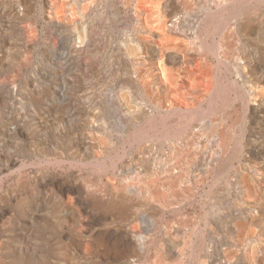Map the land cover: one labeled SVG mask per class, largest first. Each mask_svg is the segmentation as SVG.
Instances as JSON below:
<instances>
[{
  "label": "rangeland",
  "instance_id": "1",
  "mask_svg": "<svg viewBox=\"0 0 264 264\" xmlns=\"http://www.w3.org/2000/svg\"><path fill=\"white\" fill-rule=\"evenodd\" d=\"M3 1L0 264H264V0L217 33L226 0H63L61 22L59 0ZM166 171L154 215L134 184Z\"/></svg>",
  "mask_w": 264,
  "mask_h": 264
},
{
  "label": "bare ground",
  "instance_id": "2",
  "mask_svg": "<svg viewBox=\"0 0 264 264\" xmlns=\"http://www.w3.org/2000/svg\"><path fill=\"white\" fill-rule=\"evenodd\" d=\"M20 2V0H18ZM23 3H19L18 7H19V13L22 15V14H25L26 12V1L24 2V0H22ZM63 0H59V7L58 8V11H52L51 10V7H46L48 8L47 9V14H46V18L49 20V22H61L62 20H65V17H66V9H67V6H66V0H64L63 2H61ZM229 4L231 3L232 7H235V9H231L230 12L226 13V15L223 13V12H219V11H215V12H211L209 15H207L208 17H206V19L204 20V23L205 25H207V29H210V27L212 28V31L217 33L221 30L222 26H223V21L221 19H226L228 20L230 17H235V16H239L238 14H241L243 13L244 11V8L245 6H248V3L249 1H242V0H226ZM262 1V0H261ZM1 2H4L3 0H0V5L2 4ZM225 2V1H224ZM226 2V3H227ZM25 3V4H24ZM150 5V4H149ZM222 7V6H221ZM264 7V6H263ZM264 9V8H263ZM16 11V10H15ZM83 11V10H82ZM221 11V10H220ZM17 13V12H16ZM258 17V16H257ZM253 18V17H252ZM247 19V18H246ZM249 19V18H248ZM225 20V21H226ZM200 22V21H199ZM31 23V22H30ZM250 23V21H249ZM246 20V22L244 23L243 27H242V30L246 33H248L249 31H251V27H250V24H249ZM34 24V23H33ZM203 24V23H202ZM242 24V23H241ZM253 24V23H251ZM60 25V24H59ZM66 25V24H65ZM163 25H164V22H163ZM195 25V24H194ZM240 25V24H239ZM255 25V24H254ZM33 26V25H32ZM55 26V25H54ZM61 26V25H60ZM57 27V26H56ZM237 27V26H236ZM7 28V27H6ZM61 28V27H60ZM64 28V27H63ZM196 29V28H195ZM220 29V30H219ZM32 30V29H31ZM219 30V31H218ZM231 30V28H230ZM24 31V30H23ZM28 31V30H27ZM63 31V30H62ZM31 32V31H30ZM171 32V31H170ZM206 32V31H204ZM209 32V31H208ZM224 32V31H223ZM232 32V31H231ZM235 32V31H234ZM242 32V31H241ZM253 32V31H252ZM225 33V32H224ZM228 33V32H226ZM230 33V32H229ZM231 34V33H230ZM233 34V33H232ZM251 34V33H250ZM201 35V34H200ZM225 35V34H224ZM237 35V34H236ZM30 36V35H28ZM223 36V35H222ZM227 36V35H226ZM231 36V35H230ZM248 36V35H247ZM204 37V36H203ZM218 37V36H217ZM237 37V36H236ZM201 38V36H200ZM223 38V37H222ZM225 38V37H224ZM228 38H230L228 36ZM230 40V39H228ZM220 41V40H219ZM224 41V39H223ZM221 42V41H220ZM231 42V41H230ZM7 43V42H6ZM34 43V42H33ZM224 43V42H222ZM233 43V42H232ZM9 44V43H8ZM234 45V44H233ZM237 45V44H236ZM32 46V45H31ZM144 46V45H143ZM219 47V45H217ZM228 46V43L227 45ZM229 46H230V43H229ZM30 47V46H29ZM34 47V46H33ZM222 47V46H221ZM220 47V49H221ZM234 47V46H233ZM231 48V47H230ZM221 53V52H220ZM6 54V53H5ZM219 54V53H218ZM228 54V53H227ZM226 54V55H227ZM222 55V54H221ZM219 56V55H218ZM224 56V55H223ZM224 59V58H223ZM227 59V58H226ZM5 68V67H4ZM5 76V75H3ZM220 79V77L218 78ZM2 83V82H1ZM133 89V88H132ZM210 98V97H209ZM226 102V101H225ZM227 102H228V99H227ZM246 103V102H245ZM163 104V103H162ZM213 105V104H212ZM248 105V104H247ZM247 105H246V109H247ZM221 106V105H220ZM158 106H156L157 108ZM176 107V106H175ZM216 107V106H215ZM162 108V107H161ZM173 109V108H172ZM171 109V110H172ZM180 109V108H179ZM179 109H176L177 111H175L174 113L172 114H178V113H181V111ZM179 110V111H178ZM167 111V110H166ZM156 112V111H155ZM157 112H160V109H158ZM218 112V111H217ZM149 114H147L146 116H148ZM156 115V114H155ZM218 115V114H217ZM145 116V115H144ZM154 117V114L151 115V116H148V119H153ZM168 118L169 116H163L162 119H164L165 121H168ZM214 118V117H213ZM154 120V119H153ZM170 121V120H169ZM242 121V120H241ZM213 124V123H212ZM232 124V123H231ZM230 124V125H231ZM139 125V124H138ZM221 126V125H220ZM219 126V127H220ZM139 128V127H138ZM218 129V128H217ZM87 131V130H86ZM137 132V131H136ZM217 131L215 130V128L213 129V133H216ZM212 133V132H211ZM184 134V133H183ZM187 134V133H186ZM218 142H219V146L221 148V151L223 153V155L226 154V149L228 148V144H230V135L228 134V131L224 128V125H222V127H220L219 129V132H218ZM147 141V140H146ZM183 141V140H182ZM194 141V140H193ZM241 141V140H240ZM176 144V143H175ZM186 145V144H185ZM177 146V145H176ZM179 147V146H178ZM189 148V147H188ZM176 149V148H175ZM230 150V149H229ZM180 154V153H179ZM62 155V154H61ZM173 155V154H172ZM189 155V153H188ZM222 155V156H223ZM183 156H184V153H183ZM188 157V156H186ZM98 158V157H97ZM176 158V157H175ZM185 159V157H183ZM59 159V158H58ZM83 160V159H82ZM110 160V159H109ZM176 161V160H175ZM187 161V160H186ZM92 162V161H91ZM103 164V163H102ZM171 165V164H170ZM179 166V164H178ZM181 166V165H180ZM175 167V166H174ZM226 167V166H225ZM227 169V168H225ZM174 170V169H173ZM188 170V169H187ZM169 171H166V177H163L162 178H158L157 177H154L153 176H149V178L145 179V180H138L136 181V183L134 185H136V188H137V195L138 196H143L144 198H147V199H150V200H157L160 204L161 207H158L157 209H153V214L154 215H159V214H163L164 213V210L167 209V208H172L173 205L175 204V202H172L171 199H169V196L167 197V194H166V189H171L173 186H175V184H177V181H180L178 180V176L175 177L173 176V173L170 172V174L168 173ZM223 172V171H222ZM172 173V174H171ZM183 174V173H182ZM208 174V173H207ZM164 175V174H163ZM201 176V175H200ZM220 176V175H219ZM184 178V177H183ZM182 178V179H183ZM137 179V178H136ZM145 181V182H144ZM182 181V180H181ZM135 182V181H134ZM144 182V183H143ZM185 185V184H184ZM81 186V185H80ZM115 186V185H113ZM118 188H119V184L117 185ZM121 186V185H120ZM180 186V184H179ZM191 186V185H190ZM181 187V186H180ZM192 187V186H191ZM194 187V186H193ZM196 187V185H195ZM115 188V187H114ZM125 186H122L121 189H124ZM182 188V187H181ZM214 188V187H213ZM173 189V188H172ZM199 189V188H198ZM125 191V190H124ZM186 191V190H185ZM190 191V190H189ZM192 191V190H191ZM178 192V191H177ZM213 192V191H212ZM113 193V192H112ZM168 193V192H167ZM169 194V193H168ZM171 194V193H170ZM173 194V193H172ZM121 196L119 193L117 192H114L113 194V199L110 200L111 201V207L113 210H118V214H121V215H126V216H129L131 215V210H132V207H133V204H134V201L133 199H126L125 197H123V195L121 196V198L118 197ZM177 195V194H176ZM88 196V195H87ZM172 196V195H171ZM211 196V195H209ZM132 198V197H131ZM134 198V197H133ZM185 198V197H184ZM84 199V198H83ZM91 201V200H90ZM139 201V200H138ZM109 204V203H108ZM151 204V203H150ZM155 205V204H154ZM152 207V206H151ZM218 207V206H217ZM219 208V207H218ZM148 209V208H147ZM187 209V208H186ZM150 212V213H151ZM207 212V211H206ZM206 212H205V215H206ZM148 214V213H147ZM166 214V213H165ZM209 214V213H208ZM204 215V216H205ZM190 216V215H189ZM184 217V216H183ZM197 217V216H196ZM224 217V216H223ZM206 218V217H205ZM208 218V217H207ZM149 220V219H148ZM122 221V220H121ZM193 221V220H191ZM195 221V220H194ZM209 222V221H208ZM211 223V222H210ZM224 223V221L222 222V224ZM129 224V223H128ZM127 225V224H126ZM131 225V224H129ZM182 226V225H181ZM123 227V226H122ZM129 229H130V226H128ZM123 229V228H122ZM117 230V229H116ZM167 231V230H166ZM110 232V231H109ZM130 232V231H129ZM128 231L126 232V236H128ZM122 233V232H121ZM131 233V232H130ZM120 234V233H119ZM205 234V233H204ZM100 235V234H99ZM164 235V234H163ZM166 235V234H165ZM203 235V234H202ZM113 236V235H112ZM123 236V234H122ZM139 236V235H138ZM106 237V236H105ZM129 237V236H128ZM133 237V236H132ZM204 237V236H203ZM110 238V237H109ZM142 238V237H141ZM140 238V239H141ZM193 238V237H192ZM195 238V237H194ZM116 239V237H115ZM145 239V238H144ZM128 240V239H127ZM130 240V238H129ZM122 241V240H121ZM148 241V240H147ZM191 241V240H190ZM127 242V241H126ZM125 243V242H124ZM185 243V242H184ZM131 244V243H130ZM124 245V244H123ZM128 245V244H126ZM134 245V244H133ZM207 245V244H206ZM130 246V245H129ZM172 246V245H170ZM124 247V246H123ZM174 246H172L173 248ZM148 249V248H147ZM175 249V247L173 248ZM172 249V250H173ZM131 250V249H130ZM126 251V250H125ZM174 251V250H173ZM196 251V249H195ZM131 252V251H130ZM182 252V251H181ZM127 253V252H126ZM129 254V253H128ZM196 256L200 257V256H206L208 259L207 260H210V255L208 253V250L205 251L204 253V250L201 251L200 255L199 254H195ZM129 256V255H128ZM155 256H156V259L157 260H160L161 263L163 264H168V259L170 260V251L169 250H165V249H160L158 250L156 253H155ZM176 257V256H175ZM174 257V258H175ZM196 258V257H194ZM159 262V261H158ZM174 263H177L174 262ZM208 263V262H207ZM13 264H18V260H14ZM179 264V263H177Z\"/></svg>",
  "mask_w": 264,
  "mask_h": 264
}]
</instances>
